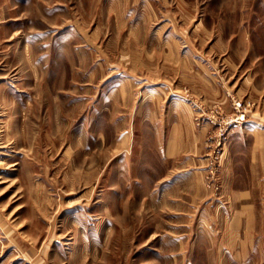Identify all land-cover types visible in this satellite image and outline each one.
<instances>
[{
    "label": "rangeland",
    "instance_id": "obj_1",
    "mask_svg": "<svg viewBox=\"0 0 264 264\" xmlns=\"http://www.w3.org/2000/svg\"><path fill=\"white\" fill-rule=\"evenodd\" d=\"M160 97L208 127L215 169L264 129V0H0V264H264L263 171L244 199H164Z\"/></svg>",
    "mask_w": 264,
    "mask_h": 264
},
{
    "label": "crops",
    "instance_id": "obj_2",
    "mask_svg": "<svg viewBox=\"0 0 264 264\" xmlns=\"http://www.w3.org/2000/svg\"><path fill=\"white\" fill-rule=\"evenodd\" d=\"M196 67L197 65H192L191 69L194 70ZM193 79L196 82L197 77ZM193 79L188 80V77H185L189 82ZM210 83V87H206L211 97L210 101L220 102L227 106L226 110H229L231 107L227 94L231 87L228 85L225 87L224 84L219 83V80ZM157 100L156 102L144 100L143 103L147 102L148 106L141 113L143 118L155 124L157 129L160 127L164 135L162 151L164 164H167L163 176L164 184L167 185L164 188V199H169L170 202L177 201L179 207H183L185 204L179 202L190 200L203 205L206 201L219 198L248 197L251 190L237 185L245 181L243 176L252 177L253 174H261L262 171L264 173V129L252 126H248L250 129L235 128L225 147L223 161L219 168L215 169L213 147L207 142L208 127L197 128L193 123V112L187 107L176 105L173 107L171 101H165L166 97ZM162 100L163 112L160 110ZM195 100L198 101L197 98ZM156 103L160 104L159 107H155ZM260 104L261 101L258 106ZM251 118L255 121L264 120V103ZM242 146L249 148L247 172L241 170L239 165L242 159L239 156V149Z\"/></svg>",
    "mask_w": 264,
    "mask_h": 264
},
{
    "label": "built area",
    "instance_id": "obj_3",
    "mask_svg": "<svg viewBox=\"0 0 264 264\" xmlns=\"http://www.w3.org/2000/svg\"><path fill=\"white\" fill-rule=\"evenodd\" d=\"M237 106H238L237 109L239 110L242 107L241 103H237ZM245 118H246V113L243 110H241L235 119L234 118L231 119L230 123L241 122Z\"/></svg>",
    "mask_w": 264,
    "mask_h": 264
}]
</instances>
